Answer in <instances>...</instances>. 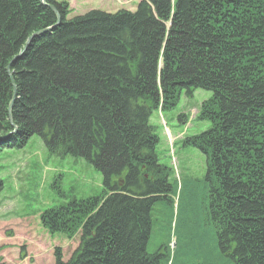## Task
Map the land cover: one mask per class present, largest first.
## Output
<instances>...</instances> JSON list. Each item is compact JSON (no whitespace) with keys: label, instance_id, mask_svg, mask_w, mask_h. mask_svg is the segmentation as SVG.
<instances>
[{"label":"trees","instance_id":"obj_1","mask_svg":"<svg viewBox=\"0 0 264 264\" xmlns=\"http://www.w3.org/2000/svg\"><path fill=\"white\" fill-rule=\"evenodd\" d=\"M46 4L57 26L40 0H0V151L36 136L102 179L98 195L39 216L49 235H79L54 264H159L147 253L152 207L176 189L149 119L196 90L211 93L196 116L209 128L183 145L205 159L216 248L264 264V0H142L70 18L66 2Z\"/></svg>","mask_w":264,"mask_h":264},{"label":"rangeland","instance_id":"obj_2","mask_svg":"<svg viewBox=\"0 0 264 264\" xmlns=\"http://www.w3.org/2000/svg\"><path fill=\"white\" fill-rule=\"evenodd\" d=\"M53 1L66 2L70 16H78L89 10L133 12L142 0ZM210 98L205 90L191 97L182 91L174 109L158 110L149 119L158 137V162L170 169L169 181L176 189L172 202L159 201L152 207L147 253L159 255V264H233L217 250L214 226L207 217L204 156L183 145L186 138L209 128L196 116ZM101 180L81 158L49 155L36 136L21 149L0 151V264H54L55 249L63 261L69 260L79 246V235L70 240L49 235L39 216L71 200L98 195Z\"/></svg>","mask_w":264,"mask_h":264},{"label":"water","instance_id":"obj_3","mask_svg":"<svg viewBox=\"0 0 264 264\" xmlns=\"http://www.w3.org/2000/svg\"><path fill=\"white\" fill-rule=\"evenodd\" d=\"M40 1H41V4H42V5L48 7V8H49V9L55 14V16H56V25H55V26H57V25L60 23V19H59V16H58V13H57L56 9H55L53 6L46 4V0H40ZM169 26H170V25L168 24V27H169ZM48 30H51V28H48V29H46V30H43V31L37 32V33H35L32 37L40 36L42 33L46 32V31H48ZM30 40H31V38L28 39V41H27V43H26V46H28V44L30 43ZM25 48H26V47H25ZM25 48H24V49H25ZM159 68H161V64H160V67H159ZM12 82H13V81H12ZM12 87H13V93H12V98H11V101H10V104H9V107H8V112H9V113H10V111H11V109H12V105H13V102H14V99H15V95H16V89H15V86H14L13 83H12Z\"/></svg>","mask_w":264,"mask_h":264}]
</instances>
